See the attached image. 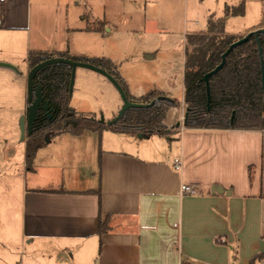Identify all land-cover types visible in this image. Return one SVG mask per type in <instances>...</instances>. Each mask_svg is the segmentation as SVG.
Instances as JSON below:
<instances>
[{
	"label": "crops",
	"instance_id": "crops-1",
	"mask_svg": "<svg viewBox=\"0 0 264 264\" xmlns=\"http://www.w3.org/2000/svg\"><path fill=\"white\" fill-rule=\"evenodd\" d=\"M241 1L246 14L251 1L223 0L225 31L237 17H224V6ZM257 2L247 32L264 28ZM136 10L132 0H0V63L17 69L0 68V118L8 112L13 119L7 127L26 113L32 52L107 59L129 95L144 96L145 77L131 64L146 66L155 55L131 56L129 45L115 42L144 31L147 16L143 29L130 25ZM211 16L217 19L207 15L206 29ZM78 76L87 86L77 98L95 104L89 111L103 107L96 106L101 98L116 115L122 103L111 83L89 70ZM155 91L177 102L163 120L170 141L142 132L62 133L29 164L21 148L19 171L0 173L5 186L16 187V205L0 207V264H249L264 252V130L185 128L184 86L180 100L170 88ZM81 102L71 106L83 111ZM182 185L194 194H181ZM2 191L0 201L8 200ZM99 220L107 226L102 235Z\"/></svg>",
	"mask_w": 264,
	"mask_h": 264
},
{
	"label": "trees",
	"instance_id": "trees-1",
	"mask_svg": "<svg viewBox=\"0 0 264 264\" xmlns=\"http://www.w3.org/2000/svg\"><path fill=\"white\" fill-rule=\"evenodd\" d=\"M244 15V1L238 6H224V17ZM237 39L225 33L223 18L215 19L212 16L207 21L204 33L186 36L183 74L184 103L187 110L183 123L185 128L264 130V33L258 34L257 37L251 36L247 42L234 48L226 57L220 71L209 79L210 100L209 110L207 109L206 89L202 79L221 62L222 54ZM55 56L89 62L104 69L118 81L127 98L135 102L129 95L116 66L104 58L87 60L55 53L32 52L28 56L29 70ZM69 78L70 70L66 66L55 65L39 72L34 79L35 83L42 87L43 97L49 101L52 110L50 119L38 114L31 135L26 138L27 164L31 162L39 148L62 133L79 136L85 131L110 130L122 134L137 132L159 136L171 134L164 127L163 120L167 110L177 104L175 100L152 91L138 98L137 103L148 104L157 99L153 105L146 109L130 110L117 125L106 126L99 124L93 116L77 115L69 108ZM106 230L105 223L99 220L98 234L102 235ZM263 258L264 252L255 255L249 264H255Z\"/></svg>",
	"mask_w": 264,
	"mask_h": 264
},
{
	"label": "rangeland",
	"instance_id": "rangeland-1",
	"mask_svg": "<svg viewBox=\"0 0 264 264\" xmlns=\"http://www.w3.org/2000/svg\"><path fill=\"white\" fill-rule=\"evenodd\" d=\"M233 1V0H232ZM251 1V2H250ZM253 1V3H252ZM256 1V2H255ZM248 0L249 7L244 17L232 18L226 23V33L231 36H236L235 39L245 36L249 32L257 19L258 0ZM132 2L139 4L141 10L133 11L131 26H142L145 16H147V23L144 31L126 36L119 35L122 38H116V44L129 45L131 48V56L144 57V54L155 55L152 60L146 62V66L134 61L131 65H137L138 71L145 77L146 86L142 85L145 89L143 94H148L155 90H164L170 88L174 99L180 100L183 88V63L186 54V36L198 32L206 31L207 15L214 14L217 19L223 15V0H132ZM264 4V0H261ZM259 6H261V3ZM227 3V2H226ZM262 4V5H263ZM227 5H233V2H228ZM145 6V11H144ZM264 6V5H263ZM118 19V17H116ZM196 22L199 25H196ZM121 24V22H120ZM136 30V27H135ZM251 32V31H250ZM75 71L74 83L72 92L68 90V106L77 115L93 116L98 120L103 117L105 121L111 120L112 111L110 110L111 104L108 101L99 99L98 104L103 107H96L98 109L89 111L93 108V103H82L81 98H77V92L81 88L80 94L85 93L84 87L87 86V81L78 76L80 71H88L83 68H78ZM110 83V82H109ZM69 87V84H68ZM118 101L120 97L116 89L111 84ZM158 92V91H157ZM136 103L138 98L133 99ZM72 105L83 104V111L73 108ZM115 113V112H114ZM19 119L14 128H8V124L13 123V119L6 112L0 118V173L9 170L10 173H16L21 168L22 154L21 148L25 146V141L20 140ZM12 129L13 136L7 134L8 130ZM147 134V133H145ZM49 135V134H48ZM148 136H153L149 135ZM156 135V134H155ZM47 136V135H46ZM170 135L162 136L170 141ZM49 137H46V139ZM12 147V149H11ZM15 151L13 156L12 152ZM5 178L0 175V198L2 190H8L10 193L6 201H0V207L11 208L15 206L14 194L16 187L14 184L5 186ZM5 187V188H3ZM7 193V192H6ZM15 219V216L13 214ZM12 222V220L10 219ZM1 251V248H0Z\"/></svg>",
	"mask_w": 264,
	"mask_h": 264
},
{
	"label": "water",
	"instance_id": "water-1",
	"mask_svg": "<svg viewBox=\"0 0 264 264\" xmlns=\"http://www.w3.org/2000/svg\"><path fill=\"white\" fill-rule=\"evenodd\" d=\"M264 28L258 29L255 31H251L248 34H246L243 37L238 38L234 42H232L229 47L226 49V51L221 56V62L211 71L206 73L203 77V82L205 84L206 89V97H207V109L209 110V100H210V92H209V79L217 74L220 69L223 67L225 63L226 57L229 55V53L236 47L244 44L249 40L251 36H256L258 34H263ZM256 41H258V38H256ZM55 65H64L70 70V78H69V93L72 92L73 89V83H74V77H75V71L78 68H83L92 72H95L109 81L113 87L116 89V91L119 94L120 100H121V107L115 117H113L109 121H105L103 117H100L97 122L99 124H104L106 126H115L117 125L125 116V114L133 109H146L149 106L153 105L155 101H152L148 104L143 103H136L131 100H129L123 91L121 85L118 83L117 80H115L110 74H108L104 69L97 67L96 65H93L89 62H82V61H76L69 58L64 57H53L50 59H47L43 62H40L39 64L32 67L26 77V113L22 115L19 119V131H20V140L25 141L28 136L31 135L33 127L35 125V122L37 120L39 112H44L45 114H48L51 112L52 107L49 103V101L45 100L43 97V91L42 87L35 83L34 79L37 76V74L45 69H47L50 66ZM0 68L9 69L12 71H17V69L7 63H0ZM187 111V110H186ZM50 117V115H49ZM186 117V112L184 114V119Z\"/></svg>",
	"mask_w": 264,
	"mask_h": 264
},
{
	"label": "built area",
	"instance_id": "built-area-1",
	"mask_svg": "<svg viewBox=\"0 0 264 264\" xmlns=\"http://www.w3.org/2000/svg\"><path fill=\"white\" fill-rule=\"evenodd\" d=\"M173 168L177 171L180 169V161L177 159L173 162ZM180 193L185 194V195H192L194 194V190L191 186L189 185H182L180 188ZM181 264H188L186 262H182Z\"/></svg>",
	"mask_w": 264,
	"mask_h": 264
},
{
	"label": "flooded vegetation",
	"instance_id": "flooded-vegetation-1",
	"mask_svg": "<svg viewBox=\"0 0 264 264\" xmlns=\"http://www.w3.org/2000/svg\"><path fill=\"white\" fill-rule=\"evenodd\" d=\"M39 114H40V115H43V116H44L45 118H47V119H50V118H51V116L49 117L50 112H49L48 114H45L44 112L41 111V112H39ZM44 117H43V118H44Z\"/></svg>",
	"mask_w": 264,
	"mask_h": 264
}]
</instances>
